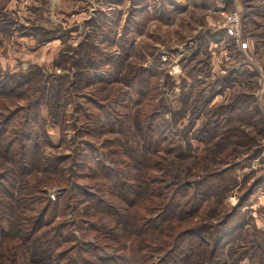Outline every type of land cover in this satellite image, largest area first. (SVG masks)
Instances as JSON below:
<instances>
[{
    "label": "trees",
    "instance_id": "trees-1",
    "mask_svg": "<svg viewBox=\"0 0 264 264\" xmlns=\"http://www.w3.org/2000/svg\"><path fill=\"white\" fill-rule=\"evenodd\" d=\"M172 6L137 0L117 40L107 24L85 22L80 43L55 62L60 73L0 71V157L7 163L0 166V264H264V241L249 236L240 213L244 186L241 204L218 215L238 185L237 144L223 153L207 147L219 128L231 126L230 134L253 113L239 101L213 106L197 130L206 136L204 155L179 174L173 165L185 157L187 133L177 139L159 108L144 105L153 73L134 65L119 74L133 49L129 32L142 34L149 20L168 22L180 11ZM183 102L200 109L196 99ZM69 108L70 126L84 141L70 154L45 153L55 147L43 114L64 131ZM217 113L221 119H213ZM52 187L60 190L55 201L47 195Z\"/></svg>",
    "mask_w": 264,
    "mask_h": 264
},
{
    "label": "rangeland",
    "instance_id": "rangeland-1",
    "mask_svg": "<svg viewBox=\"0 0 264 264\" xmlns=\"http://www.w3.org/2000/svg\"><path fill=\"white\" fill-rule=\"evenodd\" d=\"M136 1L0 0V71L15 73L38 66L48 74L60 73L55 62L61 51L80 43L85 22L107 24L117 40L126 26L127 11ZM169 1L172 7L180 9L170 14L171 21L166 24L149 20L142 34L129 32L134 39L133 49L123 61L124 68L118 67L119 71L122 68L119 74L134 65L153 73L148 79L152 83L150 98L144 105L159 108L164 118L173 123L172 131H176L177 139L185 140L184 132L187 133V142L182 144L185 157L173 165L179 174L195 167V157L204 155L206 136L197 130L207 121L213 106L239 101L243 110L253 113L255 118L250 124L237 121L230 134L225 131L231 126L219 128L213 139L217 142L207 147L223 153L231 143L237 144L238 153L232 162L239 165L238 185L217 207L218 215L241 204V198L248 192L240 213L245 215L249 236L264 241V0ZM233 15H238L240 23V36L236 40L247 44L245 50L237 47L225 26V18L231 21ZM92 42L97 44L95 39ZM162 53L168 57L167 62L160 60ZM172 63L179 68L174 76L168 73ZM194 99L200 101V109L192 112L183 100L186 103ZM67 115L71 118L61 131L57 123H50V118L43 114L47 120L45 130L55 147L48 146L45 153L70 154L84 141L70 126L74 121L72 108ZM221 116L217 113L213 119ZM221 133L224 139H219ZM73 139L75 142L71 143ZM5 165V159L0 157V166ZM243 186L247 192L240 191ZM59 194V187L47 191L52 201ZM209 208L206 207L202 218L207 216ZM230 245L233 244L229 243L225 249ZM239 264L250 262L243 259Z\"/></svg>",
    "mask_w": 264,
    "mask_h": 264
},
{
    "label": "built area",
    "instance_id": "built-area-1",
    "mask_svg": "<svg viewBox=\"0 0 264 264\" xmlns=\"http://www.w3.org/2000/svg\"><path fill=\"white\" fill-rule=\"evenodd\" d=\"M225 26L229 29L230 33L234 37V40L236 41L237 47L240 50H245L247 48V44L236 40L240 36V33L238 35V30H240V23H239L238 15H233L231 21H228V22L226 21V18H225ZM160 60L162 62H167L168 57L164 53H162ZM178 72H179V68H178L177 64L176 63H172L171 67L169 69V72H168L169 75L170 76H174V74H178Z\"/></svg>",
    "mask_w": 264,
    "mask_h": 264
},
{
    "label": "crops",
    "instance_id": "crops-1",
    "mask_svg": "<svg viewBox=\"0 0 264 264\" xmlns=\"http://www.w3.org/2000/svg\"><path fill=\"white\" fill-rule=\"evenodd\" d=\"M157 21V20H156ZM158 21H160V20H158ZM169 21H171V20H169ZM160 22H163V23H166L167 24V22H165V21H160Z\"/></svg>",
    "mask_w": 264,
    "mask_h": 264
}]
</instances>
